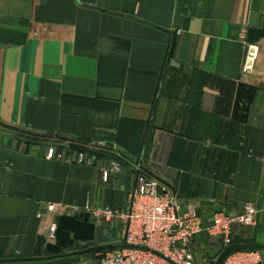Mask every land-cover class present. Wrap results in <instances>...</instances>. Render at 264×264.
<instances>
[{
  "label": "crops",
  "instance_id": "crops-1",
  "mask_svg": "<svg viewBox=\"0 0 264 264\" xmlns=\"http://www.w3.org/2000/svg\"><path fill=\"white\" fill-rule=\"evenodd\" d=\"M263 19L264 0H0V259L33 255L48 204L89 212L94 245L116 244L122 225L91 212L125 210L137 172L204 224L252 202L233 237L264 244V38L246 42ZM193 246L211 264L222 239Z\"/></svg>",
  "mask_w": 264,
  "mask_h": 264
},
{
  "label": "built area",
  "instance_id": "built-area-1",
  "mask_svg": "<svg viewBox=\"0 0 264 264\" xmlns=\"http://www.w3.org/2000/svg\"><path fill=\"white\" fill-rule=\"evenodd\" d=\"M245 40V34L241 33ZM251 45H249L250 47ZM248 52L247 60H253L254 54ZM251 68L245 64L244 70ZM96 146H102L97 143ZM89 152L81 150L77 157L79 161H86ZM47 157L60 156L54 148H49ZM112 168L118 170L119 162H113ZM108 172L103 171L106 178ZM61 204H48L49 214H63ZM92 215L99 222L122 225V237L113 250L96 253L99 264H196L194 259L193 241L195 236L206 232L222 239L223 250L234 242L233 227L236 224H250L255 219L256 208L252 202H245L242 211L236 215L223 212H213L207 224L196 206L187 203L182 206L177 198L160 182L144 173L137 172L135 184L127 198V206L123 211L109 207L96 208ZM55 223L42 228V235L47 241L54 240ZM260 257L257 250H242L231 252L224 260V264H259Z\"/></svg>",
  "mask_w": 264,
  "mask_h": 264
},
{
  "label": "water",
  "instance_id": "water-1",
  "mask_svg": "<svg viewBox=\"0 0 264 264\" xmlns=\"http://www.w3.org/2000/svg\"><path fill=\"white\" fill-rule=\"evenodd\" d=\"M261 38H264V19L260 28L249 27L246 32V42L249 44H254ZM262 86L264 87V84ZM44 151L45 147L42 148V152ZM90 218V213L85 211L74 214H56L53 217L56 230L52 242L47 241L40 234L37 237L32 256L0 259V264L51 260L81 253L116 249L117 244L113 243L94 245L95 223ZM233 238L235 242L225 247L211 264H224L225 258L231 252L264 250L263 243L241 242L239 241V235H234ZM83 244L87 245V247L81 248ZM43 250L50 254L41 255ZM96 264H99L98 260Z\"/></svg>",
  "mask_w": 264,
  "mask_h": 264
},
{
  "label": "rangeland",
  "instance_id": "rangeland-1",
  "mask_svg": "<svg viewBox=\"0 0 264 264\" xmlns=\"http://www.w3.org/2000/svg\"><path fill=\"white\" fill-rule=\"evenodd\" d=\"M90 150H95V149L92 148ZM80 257L81 256L78 254L77 255H71V256L64 257V258H60V259L58 258V260L49 262V264H85L84 261H82V259H80ZM96 258H97V256L95 255L94 259H96ZM93 261H95V260H93V259L90 260V263H88V264H93Z\"/></svg>",
  "mask_w": 264,
  "mask_h": 264
},
{
  "label": "bare ground",
  "instance_id": "bare-ground-1",
  "mask_svg": "<svg viewBox=\"0 0 264 264\" xmlns=\"http://www.w3.org/2000/svg\"><path fill=\"white\" fill-rule=\"evenodd\" d=\"M234 242H235V240H234Z\"/></svg>",
  "mask_w": 264,
  "mask_h": 264
}]
</instances>
